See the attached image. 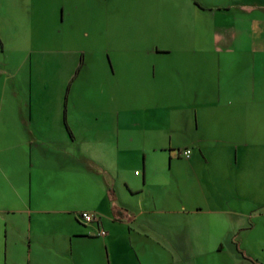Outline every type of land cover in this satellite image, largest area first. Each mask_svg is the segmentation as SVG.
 <instances>
[{"label": "crops", "instance_id": "crops-1", "mask_svg": "<svg viewBox=\"0 0 264 264\" xmlns=\"http://www.w3.org/2000/svg\"><path fill=\"white\" fill-rule=\"evenodd\" d=\"M203 1H183L187 18L133 17L123 23L108 17L114 4L108 0H41L42 22L50 20L56 34L65 30L94 44L90 50L67 37L66 43L40 45L27 67L26 45L12 48L0 21V264H215L219 256L231 264H253L234 252L247 248L258 225L251 218L264 223V212L253 214L264 204V146L247 144L248 137L264 135V112L253 114L249 107L262 96L264 82L237 80L249 64L254 73L259 61L264 65V0ZM206 10L205 24L197 16ZM122 25H129L132 39L126 50L120 46L127 37L118 33ZM141 37L146 43L139 55ZM175 39L181 48H174ZM244 42L250 47L239 48ZM124 51L132 61L150 59L149 99L179 106L178 113L158 120L154 114L129 119V128L142 122L144 129L158 124L169 133L167 142L145 147L138 162L124 158L128 134L117 92L124 77L118 56ZM9 52L17 53L15 64ZM213 53L217 63L230 59L232 73L215 86L205 84L198 62ZM135 70L127 80L131 88L140 83ZM77 72L85 84L110 90L98 103L102 108L85 99L91 105L86 113H70L76 103L69 105V87ZM59 73L69 84L64 101L53 96ZM204 108L217 114H205ZM174 132L185 141L174 143ZM234 136L245 143L203 140ZM174 148L175 157L169 152ZM181 148L191 150L189 158L181 160ZM136 163L141 170L132 172ZM81 211L98 215L100 223L85 222ZM100 227L105 236L97 235Z\"/></svg>", "mask_w": 264, "mask_h": 264}, {"label": "rangeland", "instance_id": "rangeland-1", "mask_svg": "<svg viewBox=\"0 0 264 264\" xmlns=\"http://www.w3.org/2000/svg\"><path fill=\"white\" fill-rule=\"evenodd\" d=\"M109 3H114L113 5H109V8H107L108 17L109 18H120L123 19V23L130 22V19L133 17H138L140 19H147V18H158V17H179V18H187L190 17L186 14V11L184 9L181 10V4L184 0H118L121 5L117 6L115 5V0H108ZM199 3H207L203 0H197ZM41 0H0V21L3 19L6 23V30L8 34L12 36V48L16 47L19 43L22 45H26V56H27V63L26 67L29 66L30 60L34 59L37 55V53L32 50L40 47V45H46L51 44L54 42L59 43H66L68 42V38H71L73 42L76 44V46L83 47L85 44V47H88L91 50V45L94 43L92 42H86L83 38H79L78 35L75 36H68L69 32L63 31V34L58 35L56 34V28L52 25V22L50 20H46L45 24L42 22V17L40 15V12H38L37 8L40 5ZM95 2V1H94ZM35 8V9H34ZM199 17L203 23H207V10L204 14L197 16ZM44 19V18H43ZM127 27L129 25H122L118 33L120 35H127V37L123 38V42L120 43V46H122L123 50H126L128 47H130L132 43L131 34L127 32ZM56 34V35H55ZM64 35V36H63ZM19 39V40H17ZM144 38L139 39L140 43V51H144L145 43L146 41H142ZM175 39L172 43L174 45V48L179 49L181 48V44L179 42H176ZM98 43L99 48V42ZM136 44V42H134ZM89 46H88V45ZM249 48L250 45L247 42H244L239 46V48ZM205 48H211L206 46ZM9 55H11L9 60L12 62V64H15L17 62V53L15 52H9ZM128 54L127 51L121 52L118 56L119 58V70L122 71L121 73L124 74V77L122 78L123 85H121V89L117 90L121 98L123 99V105H122V115L124 116V122H125V135L128 134V137H126L124 142V158L126 161H132L136 160L142 161L143 158V150L145 147H149L155 140V142H159V140H163L164 142H167L169 140V133L165 130H161V128L156 124L154 126V129H144V123L141 122V125L133 128H129V119H131L132 116L135 115H148V114H154L158 120L160 117H164L165 115H172L179 112L178 108L179 106L177 104H158L156 101L153 102L149 99L148 94V77L147 74L148 71H150L151 61L149 58L145 57H139L138 59H135V61H132L130 58L125 56ZM216 54H210L207 56H204L203 58H198V62L203 66L204 69V82L205 84H212L215 86L218 82V80L221 81V83L228 82L229 77L232 76V73H229V67L231 65L230 59H223L221 57V62L217 63L216 60ZM246 60L247 58H242ZM258 66L256 68V73H254V66H249L245 68V72H243V78H239L237 81L243 80L244 82H247V80L250 79V82L255 78L257 81L264 82V65L260 61L257 63ZM247 66V65H246ZM132 68H135L137 70L134 76L138 77V81L140 83L136 82V85L138 88H131L130 80V74ZM262 70V71H261ZM221 71V72H219ZM45 74L43 73V79L46 82L48 71L44 69ZM79 72H77V75ZM127 73V75H126ZM61 74L59 73V77L57 79H54L57 81V83L54 82V86L52 89H54L53 96L60 98L61 101H64V97L67 93V88L69 87L68 82L64 84ZM46 75V76H45ZM76 75V76H77ZM140 75V76H139ZM83 74L82 72L76 79V81H73V84L71 82L70 85V95H69V105L73 101H75L76 106L72 107V111L70 113L74 115L83 114L86 113L87 110L91 107V105H86L84 103L85 99H90L95 103L96 108L103 107L100 106L98 103H100L101 99L107 96V91H110L109 89H101L100 84H85L84 80L82 79ZM27 75L19 74V87L20 91L24 92V96L27 95L26 90L27 82H26ZM62 80V81H61ZM42 83L43 80H42ZM61 83V84H60ZM57 87L55 88V86ZM129 85V86H128ZM40 89H46L44 88V85H41ZM181 90V89H180ZM263 91V89H262ZM20 97H23V93L19 95ZM225 96V95H223ZM227 97V96H225ZM257 101V102H256ZM255 102L251 103L249 107L251 108V112L254 114L259 109L264 112V92H262V96L258 97V99ZM260 101V102H259ZM177 103V102H176ZM224 105V103H223ZM222 105V111H226L227 107ZM203 112L205 114L211 113V114H217L215 109H209L204 108ZM162 135V136H161ZM132 136V141H128V138ZM186 138H184V135L180 132H174L172 140L174 143L176 142H183ZM241 138L238 137H204L203 140H205V144H227V145H240L245 142L239 141ZM202 140V141H203ZM247 144L250 146H256L261 145L264 146V135L262 134L261 137H254L250 136L247 138ZM183 148L180 149L181 152H183ZM177 148L169 150L172 156L177 155ZM181 160L186 159V157L183 155V153L180 155ZM139 163H136L135 165L130 166L131 171L137 170L139 172L141 170L140 166H138ZM130 168L125 170V173H130ZM131 175V174H130ZM262 187H264V181L261 184ZM261 196L264 197V191L261 192ZM257 212H264V204L259 205L254 211L253 214ZM262 218H259V220ZM254 220L258 223V225L252 229L249 240L247 242V248H243L244 246H240V250H236L234 253H236L237 256H242L247 258V261L253 264H264V223L262 220H257L255 218H251V221ZM259 221V222H258ZM258 239V240H257ZM260 244V246H259ZM239 253V254H238ZM246 253L249 255L256 254L258 255V262L256 263V260L250 259V257H246ZM245 255V256H244ZM241 258V257H240ZM231 260V259H230ZM241 260V259H240ZM215 264H231L229 260L223 256H219ZM234 264H236L234 262Z\"/></svg>", "mask_w": 264, "mask_h": 264}, {"label": "built area", "instance_id": "built-area-1", "mask_svg": "<svg viewBox=\"0 0 264 264\" xmlns=\"http://www.w3.org/2000/svg\"><path fill=\"white\" fill-rule=\"evenodd\" d=\"M182 153L186 158H189L191 155V150L189 148H187V149L183 150V152H181V154ZM80 215L85 222L96 221V222L100 223V217L94 213H91L89 211H81ZM106 233L107 232L104 228H102V227L98 228V231H97L98 236H105Z\"/></svg>", "mask_w": 264, "mask_h": 264}]
</instances>
